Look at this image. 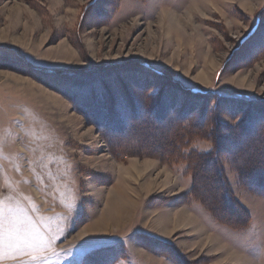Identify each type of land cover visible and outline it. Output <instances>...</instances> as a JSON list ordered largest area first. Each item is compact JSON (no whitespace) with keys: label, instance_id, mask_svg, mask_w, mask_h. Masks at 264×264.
<instances>
[{"label":"rangeland","instance_id":"obj_1","mask_svg":"<svg viewBox=\"0 0 264 264\" xmlns=\"http://www.w3.org/2000/svg\"><path fill=\"white\" fill-rule=\"evenodd\" d=\"M206 1L0 0V201L24 228L54 237L36 264H264V198L243 177V140L233 136L243 120L235 106L247 102L254 120L264 105V0ZM175 83L210 97L212 124L201 126L215 133L231 195L213 207L200 192L206 178L193 196L186 157L214 141L182 130L198 117L196 98ZM118 198L121 217L78 238ZM183 211L249 263L180 222Z\"/></svg>","mask_w":264,"mask_h":264},{"label":"trees","instance_id":"obj_2","mask_svg":"<svg viewBox=\"0 0 264 264\" xmlns=\"http://www.w3.org/2000/svg\"><path fill=\"white\" fill-rule=\"evenodd\" d=\"M176 85L180 90H185L184 92L189 93L187 97L196 98L194 101L196 106L194 107L193 112L198 117L194 120V122H185L182 125V130L185 129L187 131L186 133L189 132V134L191 133V135L199 136L202 139H206L211 142L214 141V145H211V150L209 152L205 154L194 153L189 157H186V162L192 165L191 174L193 173L192 179L194 180L192 194L194 196V194L198 192V188H200V185L202 184V182H204L202 179L206 178L207 186L204 183L205 188H203L200 192H203V194L205 195V199L203 201L206 203L207 207H210V203L212 206V204L214 203V196H216L217 194L227 195L230 200L231 195L229 194V189L226 180L224 179L221 165L219 164L217 158L218 156H216V153L221 148L219 146H216L217 138L215 137V133H206L203 131L205 129L204 127L206 126V123L212 124V121H208L211 118L207 119L205 117V108L203 107L205 101L210 97L206 95V92L193 89L190 90L188 88L182 87L179 84ZM248 102L251 103L253 101ZM245 103L247 102H244L243 104L240 103L235 106L234 113H237V117L243 120L238 123V125L236 126V131L233 133L235 140H231H234V143L243 140V166L248 163V166L243 167V177L247 178L250 181L251 186L254 187L255 191L259 193V196L261 198H264V124L259 126L261 120H264V105L257 104L260 107L254 109V112H258L255 114L254 120H252L248 118L250 110L252 108L247 106L248 104ZM204 119H206L208 122L205 121L206 123L201 126V122H203ZM256 157L258 158L259 162ZM248 160H252L253 163L248 162ZM257 162L258 164H261L257 167V169H249V167L251 166H257ZM200 177L204 178L201 179ZM217 190L219 191L217 192ZM234 211L238 213L239 216L243 213V217H245L244 211L242 212L237 206H234ZM224 221L226 220L224 219ZM229 224L235 225L233 218H231Z\"/></svg>","mask_w":264,"mask_h":264},{"label":"snow or ice","instance_id":"obj_3","mask_svg":"<svg viewBox=\"0 0 264 264\" xmlns=\"http://www.w3.org/2000/svg\"><path fill=\"white\" fill-rule=\"evenodd\" d=\"M54 237H45L38 232L23 227L20 211L9 207L5 211L0 201V262L6 257L17 259L31 257L32 264L46 260V253L53 248Z\"/></svg>","mask_w":264,"mask_h":264},{"label":"bare ground","instance_id":"obj_4","mask_svg":"<svg viewBox=\"0 0 264 264\" xmlns=\"http://www.w3.org/2000/svg\"><path fill=\"white\" fill-rule=\"evenodd\" d=\"M243 1V0H242ZM205 2H207L206 0H205ZM196 3L194 2V3H192V5L191 6H193V5H195ZM243 4V3H242ZM246 4V3H245ZM195 9V6H193L192 7V10H194ZM164 14H162V16L160 17V18H162L163 16L164 17H166V19L168 18V21L169 22H172V21H177L178 20V18L175 16V14H173L172 12H168V13H165V12H163ZM135 23H137V22H135ZM139 25V24H138ZM169 29V31H170V28H168ZM178 30H179V28H177ZM180 31V33H182V31L181 30H179ZM168 37V36H167ZM178 46L179 45H181L182 44V40H183V38H178ZM191 41H192V39H191ZM193 43V42H192ZM174 44V43H173ZM64 46H66V45H64ZM68 48V47H67ZM60 50V49H59ZM62 52V51H61ZM70 52V54H72L71 53V51H69ZM69 52H67L68 54H69ZM63 56H64V54H63ZM206 76V74L205 73H199L198 74V78H200V79H204V77ZM13 78V77H12ZM15 79V78H14ZM17 81H20V80H17ZM22 81V80H21ZM29 86H31L29 83H27ZM35 90H37V92H39L38 93V95L39 96H43V98H44V100H46V101H50L51 103H53V104H57V105H59V102H60V100L57 98V97H55V96H53V95H49V94H46L41 88H39V87H36L35 88ZM31 91V90H30ZM33 93V92H32ZM35 94V93H34ZM41 99V98H40ZM66 108V107H65ZM65 108H63V110L65 109ZM60 118H67V120L69 121V122H71V115L70 116H67V117H65V114L64 115H60ZM89 132V131H88ZM136 162V161H135ZM105 164V163H104ZM151 165V164H150ZM126 167V166H125ZM129 168V167H128ZM127 169V168H126ZM125 168H123L121 171H123V170H126ZM130 169V168H129ZM117 171H118V169H117ZM127 171H128V169H127ZM138 171H140V170H138ZM142 172V171H141ZM140 172V173H141ZM119 173V172H118ZM122 174H123V172H121ZM129 173V172H128ZM127 173V174H128ZM125 174V173H124ZM130 174V173H129ZM135 174V173H134ZM138 174V173H137ZM136 174V175H137ZM128 176V175H127ZM163 176H164V187L165 186H169L170 184H172V179H171V177L168 175V174H163ZM6 187H3V191H6V189H5ZM0 193H2V191H0ZM36 194V193H35ZM27 198V197H26ZM36 198V197H35ZM12 203V202H11ZM10 204V203H9ZM9 204H8V207L7 208H9ZM123 202H122V199L121 198H118V200H116V201H109L107 204H106V208H105V210L103 211V213H102V217H101V222L102 223H99V221L100 220H97L96 222L95 221H93L87 228H85V229H83L80 233V235L78 236V238H85V237H89L90 235H92V234H94V233H96L97 232V230H99V231H101L102 230V228H104V229H106L107 227H109L110 226V223L109 222H107V220H108V218H113V217H121V213H122V210H123ZM125 208V207H124ZM128 213V212H127ZM179 220H180V222H183L185 225H190V226H192L194 229H196L200 234H203L204 235V237H203V239L206 241V242H215L216 244L218 243V240H217V238H215V237H213L212 235H210V234H208V235H206V234H204L203 233V228L200 226V224L198 223V221H197V219H195L191 214H189L188 212H180V216H179ZM100 224H102V225H100ZM202 224V223H201ZM30 225V224H29ZM111 228V227H110ZM206 229V228H205ZM207 231V230H206ZM202 235V236H203ZM217 246H220V243L219 244H217ZM220 249H222V250H226V251H224L225 252V254H227V257L228 258H230V259H232V260H235V261H238V262H244V261H246V262H248L247 261V258H245V257H241V255H239V254H237V253H235V252H231L227 247H225L224 245H221L220 246ZM5 259H9V258H5ZM249 263V262H248Z\"/></svg>","mask_w":264,"mask_h":264}]
</instances>
